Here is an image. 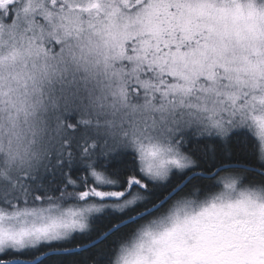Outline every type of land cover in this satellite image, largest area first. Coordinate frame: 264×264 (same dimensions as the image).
<instances>
[{"label": "snow or ice", "instance_id": "6c2138e0", "mask_svg": "<svg viewBox=\"0 0 264 264\" xmlns=\"http://www.w3.org/2000/svg\"><path fill=\"white\" fill-rule=\"evenodd\" d=\"M0 264H264V0H0Z\"/></svg>", "mask_w": 264, "mask_h": 264}]
</instances>
